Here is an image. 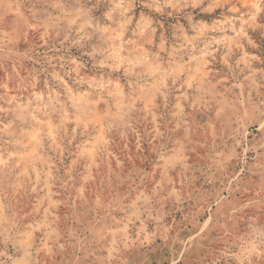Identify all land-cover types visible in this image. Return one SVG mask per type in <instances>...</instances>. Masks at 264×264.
Listing matches in <instances>:
<instances>
[{
    "label": "rangeland",
    "instance_id": "rangeland-1",
    "mask_svg": "<svg viewBox=\"0 0 264 264\" xmlns=\"http://www.w3.org/2000/svg\"><path fill=\"white\" fill-rule=\"evenodd\" d=\"M0 264H264V0H0Z\"/></svg>",
    "mask_w": 264,
    "mask_h": 264
}]
</instances>
